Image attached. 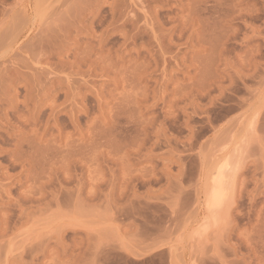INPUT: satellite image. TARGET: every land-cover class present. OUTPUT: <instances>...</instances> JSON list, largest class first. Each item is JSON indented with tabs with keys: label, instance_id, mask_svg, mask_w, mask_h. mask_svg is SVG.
<instances>
[{
	"label": "rangeland",
	"instance_id": "374dc122",
	"mask_svg": "<svg viewBox=\"0 0 264 264\" xmlns=\"http://www.w3.org/2000/svg\"><path fill=\"white\" fill-rule=\"evenodd\" d=\"M0 264H264V0H0Z\"/></svg>",
	"mask_w": 264,
	"mask_h": 264
},
{
	"label": "bare ground",
	"instance_id": "6f19581e",
	"mask_svg": "<svg viewBox=\"0 0 264 264\" xmlns=\"http://www.w3.org/2000/svg\"><path fill=\"white\" fill-rule=\"evenodd\" d=\"M219 183V182H217ZM217 188V186H215ZM223 196V190L221 189V187H218V189H215L213 192V195L211 196L208 206L210 208H212L213 206H216L219 204V202L221 201Z\"/></svg>",
	"mask_w": 264,
	"mask_h": 264
}]
</instances>
